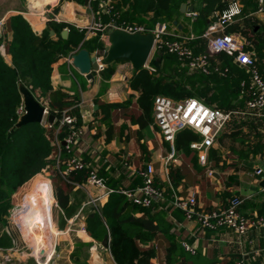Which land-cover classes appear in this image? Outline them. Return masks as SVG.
Returning a JSON list of instances; mask_svg holds the SVG:
<instances>
[{
  "label": "crops",
  "instance_id": "obj_1",
  "mask_svg": "<svg viewBox=\"0 0 264 264\" xmlns=\"http://www.w3.org/2000/svg\"><path fill=\"white\" fill-rule=\"evenodd\" d=\"M101 1L89 0L86 4L85 0H49L48 3L42 0H30L29 11L15 10L14 12L23 14L33 30L41 34L50 23H66L77 29L79 26L98 20L109 23L112 15L101 12ZM113 1L117 4L116 0ZM221 1L230 2V9L238 8L240 13L223 30L216 32V35L237 34L245 40L247 50L255 52L258 57L264 54V11L258 12V9L254 8L259 0H213V9ZM184 3L193 5V11L197 12V15L196 8L206 5L203 0H187ZM45 7L46 10H44ZM39 10H44L46 16L38 15L36 12ZM193 11L186 10L183 13L189 18L188 13ZM215 13L217 11L209 13V24L217 22ZM159 23L163 22H157L155 26ZM252 23L254 26L251 25ZM174 24L178 28L170 27L168 24L170 33L193 36L194 39H190L188 43H194L193 47L194 49L196 47L198 52L206 49V38L196 35L193 31L191 34L181 33L177 30L180 29V23L174 21ZM65 28L69 30V36L72 31L69 27ZM55 35L54 31L52 36ZM79 35L80 32L74 33L76 41H80ZM0 38L3 39L1 43L3 53L0 52V54L10 63L11 55L7 54L4 45V41L11 38V31L6 23ZM90 38L92 37L84 32L83 40L73 46L72 53L69 56H60L53 63L51 73V84L54 90H62L79 99L60 114L59 120L66 115L73 116L76 126L81 130V136L72 146L71 153L67 152L68 155L58 157V154L54 153L52 156L54 160L48 168L52 178H55H51L56 189L55 193L58 185L71 186L69 204L80 202L71 217H67L56 202L59 213L55 219V225L58 236L62 235L69 241L70 255L76 248V243L82 241L90 243L89 246H85L89 254L88 262L94 247L102 245L108 249L115 263L108 241L107 245L99 243L87 231V211L90 208L101 209L112 191L142 185L140 172L148 164H152L155 169L156 184L166 189V197L156 201L149 210V215L161 225V229L151 242L157 252V257L153 259L154 264H169L166 259L167 249L172 243L177 242L183 249L184 255L180 256L176 253L172 264H232L236 260H243L245 264H264V227L252 228L245 234H238L227 227L215 230L203 228L197 221L188 220L184 212L173 205L171 191L173 188L178 194L185 196L191 190H195L199 208L206 210L224 208L230 199L239 197L242 199L240 210L244 215L264 217V176L256 174L257 168L264 169V148L258 153L249 152V146L260 140L258 134L264 137V116L253 120L256 124L254 130L244 126L240 137H246L245 143L230 135L225 136L223 141L218 138L215 146L209 151L208 164L204 165L199 161L196 151L188 155L178 151L175 142L171 144L164 140L154 120H147L138 102L140 92L131 86V80L136 72L131 61L118 60L107 63L105 70L94 72V81L87 79L86 75L73 65L72 55L81 48H85L84 40ZM101 42L103 49L97 48L90 51L92 58L96 52L103 54L106 46L110 44L108 33L101 36ZM231 58L227 54H222L213 57L211 62L213 66L228 67L230 71L233 69L235 76H237V70L248 73L245 67ZM149 67L148 61L145 68ZM44 100L46 105L43 101L40 100V102L50 114L49 98L44 97ZM246 102L242 106L243 111H247ZM211 106L219 107L217 102ZM141 115L143 118L139 120ZM68 129L70 130L69 126ZM64 131L63 128L57 133L50 131L52 144L56 149L61 145L65 146L67 135ZM212 149L218 150L221 157L218 162L211 158ZM172 151H175V159L168 161ZM71 155L82 158L90 169L96 170L105 180V187L91 186L87 183V179L81 181L64 179L60 169ZM173 169L179 171L176 178L177 185H174L171 180L170 171ZM49 182L48 192L52 198L53 187L50 180ZM142 214V212L137 213L138 216ZM184 242L193 247V253L184 248Z\"/></svg>",
  "mask_w": 264,
  "mask_h": 264
},
{
  "label": "trees",
  "instance_id": "obj_2",
  "mask_svg": "<svg viewBox=\"0 0 264 264\" xmlns=\"http://www.w3.org/2000/svg\"><path fill=\"white\" fill-rule=\"evenodd\" d=\"M116 1L117 16H115V20L119 24L144 23L151 29L157 22H167L170 27L178 28L174 24V21H177L182 24V29H177L179 32L191 34L193 31L196 35H202L206 30L209 24L208 15L211 11L222 14L231 6L230 2L221 1L213 9V0H203L206 5L197 7L198 15L191 19L181 11V4L187 0ZM257 3L259 4L258 1ZM258 4L254 6L256 10L259 8ZM253 24L251 25L254 26ZM6 26L11 31V38L5 40L4 45L7 54L11 55V62L8 63L0 54V223L7 222L9 210L13 207V194L27 181L34 176L41 175L39 173L49 168L54 160L52 158L54 153L58 154V157L68 155L64 145H61V149H56L52 144L50 130L44 124L29 123L20 127L16 126L20 119L18 109L23 105V96L19 86L23 83L38 100V92L41 96L49 98V113L55 115L54 124L58 126L60 114L73 106L79 99L62 90L53 89L51 84L52 65L60 56H69L73 51V46L78 45L84 38L83 31L66 23H50L41 34H38L21 13L10 15L6 20ZM65 27H69L72 31L66 39L61 35ZM50 30H54L56 35H50ZM79 32L80 41H76L74 33L79 34ZM193 44L190 43L191 46H194ZM83 47L89 51L97 48L103 49L101 35L84 40ZM195 51L198 52L196 47ZM263 56L264 54L259 58ZM149 66L154 70L142 67L136 70L131 80V86L140 92L138 102L148 121L154 120V99L159 94L175 99L198 97L208 105L217 102L218 106L225 110L238 111L227 125V130L225 129L226 131L224 130L218 137L221 141L225 136L230 135L245 143L246 137H240L244 126L254 130L256 124L253 120L263 117L241 113L242 106L248 100L247 95L238 96L242 90V80L249 79V74L244 70H237V76L232 74L233 69L227 76H222L217 72L205 74L200 71L190 74L189 72L192 70L177 55L159 50L150 57ZM231 77L235 79V90L230 88ZM212 85L213 88H211ZM210 92L212 95L209 94ZM231 92L236 93V98H231ZM142 118L143 115L139 120ZM62 128L66 135L70 133L68 126ZM228 130L230 132H227ZM258 136L260 140L249 146V152L258 153L264 148V137L261 134ZM200 139V134L185 129L177 134L175 147L178 151H183L188 155L195 151L190 147L191 142ZM211 158L216 162L221 159L218 150H211ZM63 167L64 165L61 166V168ZM88 171L85 169L74 172L69 176V180L87 179ZM178 172V169L170 171L174 185L178 184L176 180ZM141 180L143 183L142 177ZM57 187L55 193L57 202L67 217H71L80 202L69 204L71 186L58 185ZM149 210L150 207L134 204L118 190L112 191L101 209H88L86 229L97 242L108 241L116 264H154L153 259L157 257V252L151 242L161 229V225L149 215ZM138 212L143 214L138 216ZM87 245L89 246L90 243L82 241L76 243V248L71 255L73 263L89 264V254L85 249ZM176 253H179L180 256L184 255L178 242L172 243L168 247L167 263H174Z\"/></svg>",
  "mask_w": 264,
  "mask_h": 264
},
{
  "label": "built area",
  "instance_id": "obj_3",
  "mask_svg": "<svg viewBox=\"0 0 264 264\" xmlns=\"http://www.w3.org/2000/svg\"><path fill=\"white\" fill-rule=\"evenodd\" d=\"M100 9L102 13L111 14L112 19L109 23H103L101 20L94 21L91 24L79 26L81 31L91 37L105 35L111 26L114 25L115 3L113 0H102ZM264 11V0H259L258 12ZM240 9H229L219 14L215 13L216 23H210L206 31L202 34L206 38V49L202 52H196L194 47L188 41L194 39L193 36H179L170 33L168 24L163 22L157 24L153 29L148 28L141 23H122L118 27L129 33H147L152 32L155 36L154 48L152 54L159 50L170 54H175L192 71H200L205 74L217 72L222 76L229 74L228 67L212 65V58L225 53L232 57L238 64L246 68L249 74V80H242L241 87L243 93L248 96L246 102L247 111H241L243 114L251 116H264V56L259 58L255 52L246 49L245 40L237 34L216 35V32L223 30L224 27L235 20ZM188 16L194 19L197 12H189ZM5 18L0 20V37L2 28L5 25ZM3 49V45L1 47ZM0 52L3 53V50ZM93 59L98 62V70L103 71L107 67V62L102 53L96 52ZM154 70V68L149 67ZM48 114V110L46 108ZM20 116L25 112L24 104L18 109ZM238 113L234 110H223L217 106L206 104L199 98L186 97L175 99L173 97L159 94L154 99L153 117L154 124L162 134L165 141L174 144L177 134L185 129L193 130L201 135L200 140L191 142L190 147L198 153L199 161L207 165L209 151L217 142L220 134L226 129L232 117ZM47 119L43 123L50 131L59 132L64 126L70 127V133L65 138V148L71 153L72 146L81 136V130L76 126V120L71 115L64 116L59 125ZM59 145V144H58ZM61 149V146H59ZM175 159V151L169 155L168 161ZM88 169L87 183L95 187H105V180L98 175L96 170L90 169L88 164L80 157L71 155L64 167L60 169L62 177L69 180V176L78 171ZM143 183L135 188H125L118 192L125 195L131 202L141 207H151L156 201L166 197V189L156 184L155 169L152 164H148L140 172ZM256 174L264 176V169L257 168ZM172 203L182 210L188 220L197 221L201 227L208 229H219L222 227L231 228L238 234H245L250 229L264 227V217H247L241 210L242 199L234 197L228 201L224 208L206 210L199 208L198 197L195 190H191L183 196L177 193L173 188ZM184 248L187 251L194 252L193 247L184 242ZM232 264H245L243 260H236Z\"/></svg>",
  "mask_w": 264,
  "mask_h": 264
},
{
  "label": "rangeland",
  "instance_id": "obj_4",
  "mask_svg": "<svg viewBox=\"0 0 264 264\" xmlns=\"http://www.w3.org/2000/svg\"><path fill=\"white\" fill-rule=\"evenodd\" d=\"M42 1L49 2V0ZM29 2L30 0H0V20L17 14L14 12L15 10L29 11ZM46 9L45 7L44 10ZM44 10H39L36 13L46 16ZM0 40L3 41L1 38ZM232 74L234 75V72ZM230 80L231 87L228 86L235 90V79ZM20 85L25 86L23 83ZM232 93L230 94L231 98H236L237 92ZM209 94L212 95V92ZM37 95H39V101L41 100L45 104L44 96H41L39 92ZM245 95L241 90L238 96ZM46 116L48 114L45 115L43 123ZM49 171L48 168L44 169L39 173L41 175L34 176L13 194V207L9 210L7 222L0 223V264H73V258L69 253V241L62 235L58 236L55 225L59 208L56 205V189ZM49 180L53 187L52 198L48 192ZM43 252H45L44 255ZM96 254L100 256L99 262L96 264H115L108 249L102 245H98L97 248L95 246L94 251L90 252V264H93L92 261Z\"/></svg>",
  "mask_w": 264,
  "mask_h": 264
},
{
  "label": "water",
  "instance_id": "obj_5",
  "mask_svg": "<svg viewBox=\"0 0 264 264\" xmlns=\"http://www.w3.org/2000/svg\"><path fill=\"white\" fill-rule=\"evenodd\" d=\"M88 4L89 0H85ZM193 5L182 4L181 11H193ZM177 23V21H175ZM182 28V25H179ZM68 29H64L61 35L64 39L68 36ZM54 34V30H50ZM110 44L106 46L103 56L107 63H112L118 59H127L131 61L134 69L139 70L146 67L154 48L155 36L152 32L147 33H129L118 27L117 22L108 30ZM73 65L85 74L87 79L94 81V72L98 70V62L93 60L90 51L87 48H81L72 55ZM19 90L23 96L25 112L20 116L16 126L20 127L29 123H42L47 113L46 107L35 97V95L25 86L20 85ZM49 122L55 121V115L48 114ZM65 144V142H64ZM264 184V181H263ZM107 245V240L104 241ZM100 256H98V260ZM99 262V261H98ZM107 264V263H104Z\"/></svg>",
  "mask_w": 264,
  "mask_h": 264
},
{
  "label": "bare ground",
  "instance_id": "obj_6",
  "mask_svg": "<svg viewBox=\"0 0 264 264\" xmlns=\"http://www.w3.org/2000/svg\"><path fill=\"white\" fill-rule=\"evenodd\" d=\"M42 254L44 255L45 252H43ZM98 261H99V260H98V255L96 254V256L94 257L92 263H93V264H96V263H98Z\"/></svg>",
  "mask_w": 264,
  "mask_h": 264
}]
</instances>
